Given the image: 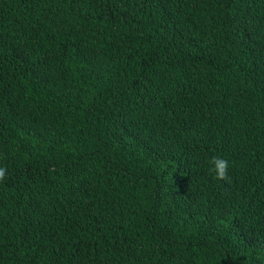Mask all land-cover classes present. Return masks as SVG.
Listing matches in <instances>:
<instances>
[{
    "label": "trees",
    "instance_id": "16d2710c",
    "mask_svg": "<svg viewBox=\"0 0 264 264\" xmlns=\"http://www.w3.org/2000/svg\"><path fill=\"white\" fill-rule=\"evenodd\" d=\"M0 167V264H264V0H0Z\"/></svg>",
    "mask_w": 264,
    "mask_h": 264
},
{
    "label": "clouds",
    "instance_id": "9594fccd",
    "mask_svg": "<svg viewBox=\"0 0 264 264\" xmlns=\"http://www.w3.org/2000/svg\"><path fill=\"white\" fill-rule=\"evenodd\" d=\"M209 163L211 165L210 171L214 172L215 179L231 182V177L228 175L229 162L218 156H213L210 158ZM7 169L0 167V182L4 181L6 178Z\"/></svg>",
    "mask_w": 264,
    "mask_h": 264
}]
</instances>
